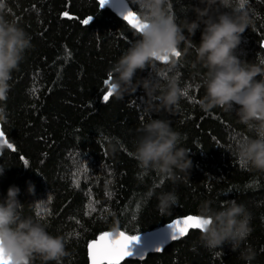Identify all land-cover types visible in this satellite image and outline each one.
<instances>
[{"label": "trees", "instance_id": "obj_1", "mask_svg": "<svg viewBox=\"0 0 264 264\" xmlns=\"http://www.w3.org/2000/svg\"><path fill=\"white\" fill-rule=\"evenodd\" d=\"M129 2L139 14L134 0ZM171 3L183 18L186 6L199 0ZM243 7L251 25L237 53L248 61L264 60V0H243ZM7 12L30 34L32 47L0 99V120L10 143L0 158L5 168L0 199L11 185L21 189L24 215H34L50 233L65 237L62 264H89L88 246L103 233L138 235L179 217L198 216L205 200L215 208L229 200L245 205L253 228L247 242L257 252L252 264H264V172L244 167L229 152L237 138L250 135L236 112L200 107L204 88L197 73L203 69L193 66L194 53L177 58L187 93L179 107L148 113L142 89L122 99L115 92L103 99L113 83L110 69L137 39V31L111 10L97 0H7ZM187 15L195 18L194 12ZM201 31L193 37L197 43ZM150 116L170 120L191 149L193 166L177 182L155 171L142 173L133 155L140 123ZM161 190H175L178 196L164 214L153 194ZM199 237L200 231L193 230L162 253L121 264H246L228 246L209 250Z\"/></svg>", "mask_w": 264, "mask_h": 264}, {"label": "clouds", "instance_id": "obj_2", "mask_svg": "<svg viewBox=\"0 0 264 264\" xmlns=\"http://www.w3.org/2000/svg\"><path fill=\"white\" fill-rule=\"evenodd\" d=\"M134 2L141 29L110 69L116 97L122 99L142 89L146 112H174L185 95L177 58L194 53L193 66L203 69L197 73L199 86L204 88L200 107L236 112L250 135L237 138L229 152L244 167L264 172V60L248 61L237 53L251 25L242 0H199L186 6L183 18L173 12L171 0ZM189 11L195 13L194 19L187 15ZM8 16L7 0H0V99L6 97L14 71L32 47L30 34ZM201 29L197 43L193 37ZM144 72L148 75H138ZM190 151L170 120L150 116L141 121L133 155L142 173L155 171L177 182L193 166ZM4 172L0 167V175ZM28 191L35 192L31 182ZM20 192L17 185H11L0 199V259L6 264H32L35 259L41 264H62L67 255L65 237L50 233L46 223L34 215L25 216ZM153 194L162 214L178 201L175 190ZM197 214L201 218L199 240L204 247L216 250L228 246L246 264H252L257 252L247 242L253 228L251 213L244 204L229 200L215 208L211 200H205Z\"/></svg>", "mask_w": 264, "mask_h": 264}, {"label": "snow or ice", "instance_id": "obj_3", "mask_svg": "<svg viewBox=\"0 0 264 264\" xmlns=\"http://www.w3.org/2000/svg\"><path fill=\"white\" fill-rule=\"evenodd\" d=\"M101 5L112 3L114 6L124 7L126 5L125 0H100ZM243 4V0H242ZM124 18L130 20L133 23L134 28L139 31L141 29L140 17L136 11H133L131 8H127L123 12ZM67 15V13H65ZM83 23L88 24L89 20H84ZM180 54L177 53V56ZM109 79H111V74H109ZM108 81H106L107 83ZM116 87L112 83L108 94L103 97L105 101H108L112 94L115 92ZM187 95V93H185ZM200 217L198 216H188L184 220H177L172 224L168 225L169 229H172L171 239L175 240L179 238L180 234L185 232V229L188 227L199 229L201 227ZM189 221H194L189 224ZM183 227H178V226ZM141 243V237L136 235H126L124 232L120 233V236L116 240H109L103 246L97 247L94 251L90 252L91 264H104V261H107L108 264H119L122 257L125 256H137L143 258L145 255V250H137L136 245ZM159 250V249H157ZM0 264H6V261L0 259Z\"/></svg>", "mask_w": 264, "mask_h": 264}, {"label": "water", "instance_id": "obj_4", "mask_svg": "<svg viewBox=\"0 0 264 264\" xmlns=\"http://www.w3.org/2000/svg\"><path fill=\"white\" fill-rule=\"evenodd\" d=\"M101 6V8H107L109 10H111L118 18H120L122 21L126 22L131 28H133L134 30H136L133 26V23L130 20H126L124 18V14L123 12L127 10V8H131L133 11H135L132 6L130 5L129 0H125L126 5L122 8L119 6H114L112 3H108L105 5H101L100 0H97ZM139 15V14H138ZM137 31V30H136ZM264 46V44H263ZM10 146V143L8 141V138L5 134V132L3 131V127H2V123L0 120V158L3 154V148ZM188 216H195V215H188ZM188 216H183V217H179L175 220H173L172 222L157 228L155 230H151V231H147L141 234H138L136 236H140L141 237V243L139 245H136V249L139 250H145V255L143 256V258H139L137 256H125L122 257L119 264L123 263L126 260H144L146 259L150 254H154V253H162L170 244H172L173 242L179 241L183 238H185L186 236H188V234L193 231V230H199L196 228H191L188 227L185 229V232L183 234L179 235L178 239H171V234L173 232L172 229L168 228L169 224L174 223L177 220H184L186 217ZM194 221H189L188 223L191 224ZM178 227H183L178 226ZM200 231V230H199ZM123 232L122 230H114V231H109L106 233L101 234L100 236H98V238H96L95 240H93L89 246H88V259H89V264H91V258H90V252L94 251L97 247L103 246L104 244H106L109 240H116L119 238L120 233ZM125 233V232H124ZM126 235H129L127 233H125ZM131 236V235H129ZM159 249V250H157ZM104 264H108L107 261H104Z\"/></svg>", "mask_w": 264, "mask_h": 264}]
</instances>
